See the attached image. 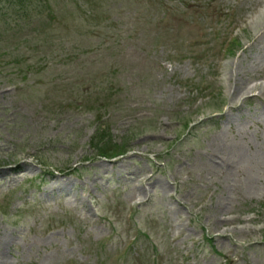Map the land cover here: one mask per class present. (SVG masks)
Wrapping results in <instances>:
<instances>
[{"label":"rangeland","instance_id":"obj_1","mask_svg":"<svg viewBox=\"0 0 264 264\" xmlns=\"http://www.w3.org/2000/svg\"><path fill=\"white\" fill-rule=\"evenodd\" d=\"M46 1L0 47V264H264V0Z\"/></svg>","mask_w":264,"mask_h":264},{"label":"trees","instance_id":"obj_2","mask_svg":"<svg viewBox=\"0 0 264 264\" xmlns=\"http://www.w3.org/2000/svg\"><path fill=\"white\" fill-rule=\"evenodd\" d=\"M36 0H0V19L9 15H21L22 13L30 14L34 13L40 15L41 12L34 11L32 8L38 9L40 5H35ZM53 20L43 17L40 21L43 25H47L48 22ZM91 147L95 151L97 156L112 158L118 154H114L122 148V145H116L113 143V139L109 134H105L103 131H98L91 139ZM126 149H123L121 153H125ZM119 153V154H121ZM114 154V155H112Z\"/></svg>","mask_w":264,"mask_h":264},{"label":"bare ground","instance_id":"obj_3","mask_svg":"<svg viewBox=\"0 0 264 264\" xmlns=\"http://www.w3.org/2000/svg\"><path fill=\"white\" fill-rule=\"evenodd\" d=\"M262 89H264V87H262Z\"/></svg>","mask_w":264,"mask_h":264}]
</instances>
